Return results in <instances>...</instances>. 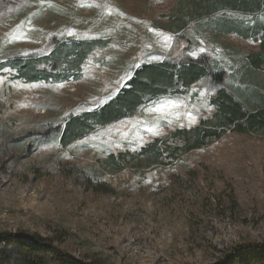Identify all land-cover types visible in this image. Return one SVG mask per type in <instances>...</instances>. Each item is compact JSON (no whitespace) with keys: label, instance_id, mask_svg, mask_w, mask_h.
<instances>
[{"label":"rangeland","instance_id":"1","mask_svg":"<svg viewBox=\"0 0 264 264\" xmlns=\"http://www.w3.org/2000/svg\"><path fill=\"white\" fill-rule=\"evenodd\" d=\"M179 2L0 0V63L43 54L52 38L108 43L65 82L27 84L9 72L0 75V264L13 260L4 252L16 241L35 248L33 240L46 251L36 255L45 264H219L218 253L249 243L263 264L262 136L229 132L158 170L143 168L144 158L137 157L142 146L212 117L217 86L202 81L186 97L153 101L65 150L47 131L64 125L69 114L101 107L141 64L205 55L227 81L238 82L222 45L237 49L231 55L256 52L258 45L239 35L214 41L204 27L201 37L195 23L174 34L170 17ZM248 85L232 87L256 101ZM263 100L258 90L248 109ZM112 153L130 154L117 175L105 164Z\"/></svg>","mask_w":264,"mask_h":264},{"label":"trees","instance_id":"2","mask_svg":"<svg viewBox=\"0 0 264 264\" xmlns=\"http://www.w3.org/2000/svg\"><path fill=\"white\" fill-rule=\"evenodd\" d=\"M235 12L253 17L239 20ZM260 17L264 18V0H180L174 15L170 17L172 21L169 29L174 34H179L188 25L195 23L201 37L204 27L212 34L214 41L220 37L239 35L240 40L259 46V52H253L257 48H249L243 55H231L229 50L236 54L237 49L232 45H222V54L228 55L237 69L234 77L240 76L238 82L227 81L226 72L218 69L221 66L214 64L213 59L205 55L196 58L180 56L166 62L141 64L101 107L76 115L69 114L64 125L49 127L47 131L55 134L54 139L65 150L102 128L133 118L153 101L186 97L193 86L207 81L217 86L215 97L211 100L215 108L213 116L201 119L193 129H180L167 139H156L142 146L137 157L144 158L143 168L158 170L161 166L179 162L183 157L221 141L229 132L237 135H260L264 139V100L259 101L263 102L262 106L249 105L250 110L247 107L249 102H258V90H264V21ZM252 20H258L256 25H253ZM107 45L102 40L61 41L52 38L46 44L43 54L12 58L0 63V75L9 72L13 79L27 84L65 82L70 76L76 78L88 57L96 49ZM249 50L252 52H248ZM236 83L249 84L247 93L251 91L248 94H254L256 101L246 100L242 91L232 87ZM105 164L112 175H117L129 166L130 154L112 153ZM101 190L112 192L105 187ZM16 242L4 252L6 257L13 254V260L6 259L3 264L46 263V258L36 257L39 253H46L37 247L42 246L37 240H33L35 248L26 246L23 244L25 242ZM246 245L252 247L243 246L233 253L229 250L218 253L219 264H257L250 254L254 245ZM255 248L260 250V247ZM14 257L20 262H15ZM69 259L71 260L70 257Z\"/></svg>","mask_w":264,"mask_h":264},{"label":"crops","instance_id":"3","mask_svg":"<svg viewBox=\"0 0 264 264\" xmlns=\"http://www.w3.org/2000/svg\"><path fill=\"white\" fill-rule=\"evenodd\" d=\"M257 52V51H256ZM258 52H259V46H258Z\"/></svg>","mask_w":264,"mask_h":264}]
</instances>
